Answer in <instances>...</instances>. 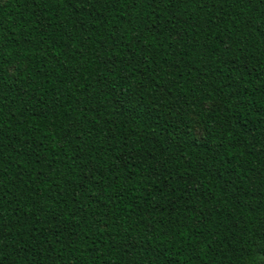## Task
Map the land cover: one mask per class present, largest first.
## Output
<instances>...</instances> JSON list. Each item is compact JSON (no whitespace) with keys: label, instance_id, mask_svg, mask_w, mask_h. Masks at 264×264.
<instances>
[{"label":"trees","instance_id":"16d2710c","mask_svg":"<svg viewBox=\"0 0 264 264\" xmlns=\"http://www.w3.org/2000/svg\"><path fill=\"white\" fill-rule=\"evenodd\" d=\"M0 264H264V0H0Z\"/></svg>","mask_w":264,"mask_h":264}]
</instances>
